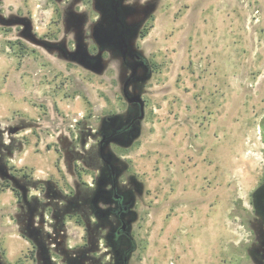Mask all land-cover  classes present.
I'll list each match as a JSON object with an SVG mask.
<instances>
[{
    "label": "rangeland",
    "instance_id": "1",
    "mask_svg": "<svg viewBox=\"0 0 264 264\" xmlns=\"http://www.w3.org/2000/svg\"><path fill=\"white\" fill-rule=\"evenodd\" d=\"M55 8L48 0L1 6L3 16L25 23L0 26V144L10 146L5 159L0 153V179L13 177L16 187L0 188L4 264H36L35 242L17 221L19 175L63 192L85 182L105 197L109 186L95 181L98 132L128 121L121 53L99 55L84 39L80 47L67 28L70 15L60 17ZM147 12L143 36L133 40L151 67L138 86L144 111L133 138L109 151L121 185L131 181L137 189L127 220L130 239L114 244L102 238L103 263L258 264L254 196L264 184V0H153ZM83 35L78 32L79 40ZM88 56L95 67L85 65ZM29 187V198L40 192ZM82 222L80 216L66 221L67 250L86 244ZM63 258L51 260L66 264Z\"/></svg>",
    "mask_w": 264,
    "mask_h": 264
},
{
    "label": "flooded vegetation",
    "instance_id": "2",
    "mask_svg": "<svg viewBox=\"0 0 264 264\" xmlns=\"http://www.w3.org/2000/svg\"><path fill=\"white\" fill-rule=\"evenodd\" d=\"M0 1V26L3 25L4 29H8L17 24L25 25L23 20L17 16L13 18L3 16L1 6L6 0ZM48 1L54 2L55 11L60 17L61 15L63 17L64 13L70 15L67 28L75 33V39L78 40L80 47L84 39L87 44L92 43L94 53H99V55L107 53L113 57L115 52L121 53L125 70V75L122 77L123 94L129 104L126 110L128 121L119 129H113L112 132L105 128L98 132L101 140L98 144L96 160L97 163H101L99 167L101 172L95 181L102 188L109 186L105 197L97 196L89 188L91 186H87L85 182H82L84 186L78 185L75 190L69 192H63L51 182H43L42 185L36 186L27 180V175L24 173L18 177L22 188L21 191H17V221L21 231L35 242L36 264H56L51 260V257L58 254L64 257L63 262L66 264H78L84 261L90 264H104L105 253L99 244L102 238L107 237L114 244L130 239L128 218L133 214L137 189L131 181L121 185L120 173H116L117 163L109 151H111V146L121 144L122 139L133 138L134 128L139 123L144 111L142 102H137L135 99L139 93L138 86L148 79L147 74L150 73L151 67L133 49V40L134 35L143 36V31L151 18L148 17L147 9L153 0ZM63 2L66 8L62 6ZM80 6L89 7V9H80L81 12H79L76 7L80 8ZM78 32L84 34L81 40L78 38ZM74 57L78 58V55ZM91 60L92 56H88L83 61L86 66L95 67ZM112 121V118H107L105 124H112ZM9 147L2 149L3 146L0 144V153L3 159L6 155L4 151ZM82 158L83 156L80 157V159ZM30 185L40 192L32 194L29 198ZM102 203L109 205L105 211L100 207ZM255 214L257 229L253 258L258 264H264V198L261 205L256 208ZM77 216L81 217L82 224L87 230V242L75 251L67 250L66 221ZM93 216L97 220L92 219ZM125 252V256H127L129 251ZM75 255L79 259H76ZM0 264H4L1 257Z\"/></svg>",
    "mask_w": 264,
    "mask_h": 264
},
{
    "label": "trees",
    "instance_id": "3",
    "mask_svg": "<svg viewBox=\"0 0 264 264\" xmlns=\"http://www.w3.org/2000/svg\"><path fill=\"white\" fill-rule=\"evenodd\" d=\"M5 186H7V187H5ZM1 187H4L3 191L11 188V190L16 192V189H14L12 187L11 181H9V180L2 181L0 179V188ZM263 198H264V186H261L254 196V204L256 207H259L261 205Z\"/></svg>",
    "mask_w": 264,
    "mask_h": 264
},
{
    "label": "water",
    "instance_id": "4",
    "mask_svg": "<svg viewBox=\"0 0 264 264\" xmlns=\"http://www.w3.org/2000/svg\"><path fill=\"white\" fill-rule=\"evenodd\" d=\"M137 102H142L141 101V99L140 98H138L137 97V99H135ZM7 179L9 180V181H14V179H13V177H10V176H7ZM11 183H13V182H11ZM14 189H16V187H13Z\"/></svg>",
    "mask_w": 264,
    "mask_h": 264
},
{
    "label": "crops",
    "instance_id": "5",
    "mask_svg": "<svg viewBox=\"0 0 264 264\" xmlns=\"http://www.w3.org/2000/svg\"><path fill=\"white\" fill-rule=\"evenodd\" d=\"M21 247H22V249H26L25 244H21Z\"/></svg>",
    "mask_w": 264,
    "mask_h": 264
}]
</instances>
